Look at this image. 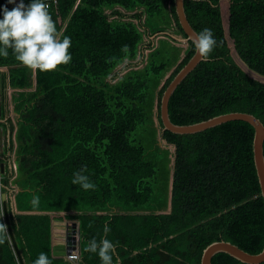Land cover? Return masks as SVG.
I'll list each match as a JSON object with an SVG mask.
<instances>
[{"label": "trees", "instance_id": "obj_1", "mask_svg": "<svg viewBox=\"0 0 264 264\" xmlns=\"http://www.w3.org/2000/svg\"><path fill=\"white\" fill-rule=\"evenodd\" d=\"M211 2L215 7L184 0L192 28L211 29L219 46L171 96L170 120L190 125L243 112L264 125V0ZM5 6L15 7L0 0V20ZM48 10L57 31L71 38L68 65L43 73L24 67L11 49L0 56V69L7 70L0 73V90L9 78L18 115L15 124L10 118L0 123V193L21 189L15 195L19 214L7 208L24 264H34L41 252L52 264H72L53 255L58 220L80 223L79 264H102L84 248L104 237L105 225L111 229L106 238L119 242L113 264L117 258L119 264H200L204 248L215 241L260 253L264 202L253 162L254 129L242 121L192 135L162 128V93L195 52L193 43L183 49L167 35L154 45L153 37L171 28L186 37L174 0H57ZM147 49L142 68L108 81L124 62L143 61ZM3 114L2 105L0 120ZM8 153L15 154L16 173L7 166ZM83 166L95 190L72 184ZM0 264H19L9 236L0 245ZM212 264L243 263L219 253Z\"/></svg>", "mask_w": 264, "mask_h": 264}, {"label": "clouds", "instance_id": "obj_2", "mask_svg": "<svg viewBox=\"0 0 264 264\" xmlns=\"http://www.w3.org/2000/svg\"><path fill=\"white\" fill-rule=\"evenodd\" d=\"M207 2L210 7H215L211 0H207ZM8 3L14 4L15 7L9 10L5 6L2 9L0 56L7 57L8 50L11 49L15 59L24 67L43 73L56 72L60 66L68 65L72 59L69 52L71 38L57 31L48 5L42 0H31L28 5H25L24 0H19V3L17 0H8ZM193 43L196 53L204 62L209 61L212 52L219 46L213 31L209 28H204L195 34ZM121 51L127 53L128 47L125 45ZM10 171L16 173L14 168L13 171ZM87 171L86 166L81 167L80 170L73 173L71 182L73 185H79L84 191L95 190L96 185L86 174ZM6 199L7 195L0 193V200ZM31 203L33 206H38L39 197L33 196ZM103 231L104 237L99 241L95 238L89 240L84 251L97 254L102 264H113V257L117 255L116 248L119 242L114 244L106 238L111 231L109 226L105 225ZM7 240V226L0 223V245L5 244ZM34 264H52V261L46 253L41 252ZM117 264H119L118 258Z\"/></svg>", "mask_w": 264, "mask_h": 264}, {"label": "water", "instance_id": "obj_3", "mask_svg": "<svg viewBox=\"0 0 264 264\" xmlns=\"http://www.w3.org/2000/svg\"><path fill=\"white\" fill-rule=\"evenodd\" d=\"M175 13L179 22V25L185 34V38L177 36L175 34L167 32H161L157 35H167L174 39L177 43L187 44L188 42L193 43L195 34L197 32L190 25L184 8V0H174ZM194 44V43H193ZM203 60L201 57L194 52L189 61L178 71L174 78L170 81L168 86L162 93L159 107V117L161 120L162 128L165 131H169L176 135H192L197 134L208 129L220 126L231 121H242L249 124L254 129V136L252 142L253 162L256 170L258 183L260 186L261 197L264 202V125L263 123L252 114L243 112H231L225 113L205 121L190 125H176L171 122L169 117L168 105L171 96L177 89V87L183 82V80L199 65ZM4 69H0L3 71ZM1 105V104H0ZM14 114V110H11ZM1 115V107H0ZM6 120H0V123H5ZM7 133V141L8 135ZM166 144L165 141H162ZM174 148V147H173ZM16 162V159H14ZM8 168L13 171V165L10 163ZM7 191H12L13 194H17L21 191L20 188H6ZM2 216L4 224L7 226V232L10 239V243L15 252L19 264H24L23 258L19 251L14 233L11 228L9 213L7 208L6 200H1ZM16 211V210H15ZM61 223V224H59ZM54 222L52 227L53 235V255L66 257L74 252L81 255V231L80 223L77 222ZM60 231V232H58ZM219 253H224L243 264H262L264 263V247L258 254H250L240 249L238 246L228 241H215L207 245L201 256L200 264H212V258Z\"/></svg>", "mask_w": 264, "mask_h": 264}, {"label": "crops", "instance_id": "obj_4", "mask_svg": "<svg viewBox=\"0 0 264 264\" xmlns=\"http://www.w3.org/2000/svg\"><path fill=\"white\" fill-rule=\"evenodd\" d=\"M0 73H6L7 74V70L4 69L3 71H0ZM0 78L2 80V77H0ZM32 82H33V86H35V77L34 76L32 77ZM4 84H5V89L3 91L0 90V104H1V107L3 105V110H4V114L3 115L5 117L4 120H7V118H10V119H12L13 123L15 124V121L18 118V115H16L15 111H14V114L11 111L12 109L14 110V106H13V103H12V95H13L15 90H13L10 87L9 78L4 80ZM7 155L9 157L13 156V158L11 157V160H8V165L7 166H9V164L11 163V164H13L14 167H16L17 164H16V162L13 161L14 159H16L15 154L14 153H12V154L8 153ZM6 195H7V199H6L7 207L9 209H11L12 213L19 214V212L16 209L15 194L11 193L10 191H7ZM60 214H63V213H60ZM71 214H73V212H71ZM59 222L65 223V222H77V221L58 220L57 223H59ZM53 224H54V222H53ZM59 224H61V223H59ZM58 232H60V231H58ZM53 240H54V238H53ZM78 256H79V259L77 261H70L68 259V256L62 257V258L64 260L72 263V264H79L81 257H80V255H78ZM58 257H60V256H58Z\"/></svg>", "mask_w": 264, "mask_h": 264}, {"label": "rangeland", "instance_id": "obj_5", "mask_svg": "<svg viewBox=\"0 0 264 264\" xmlns=\"http://www.w3.org/2000/svg\"><path fill=\"white\" fill-rule=\"evenodd\" d=\"M106 14H109V11L108 10H106ZM169 32L170 33H172V34H175V32H174V29L173 28H171V29H169ZM176 35V34H175ZM178 36V35H177ZM160 39H164V36L163 35H156V36H154L153 37V41H154V45L156 46L157 45V42L160 40ZM148 39H145L144 40V44H147L148 43ZM177 46H180L181 48H183V49H186L187 48V44H184V43H177L176 44ZM149 52H150V50H145L144 51V59H143V61L141 60V57L140 56H138L134 61H131V62H129V61H126V62H124L122 65H120V66H118L115 70H114V72H113V74H112V76L113 77H115V78H109L108 79V81L111 83V84H114V83H116L120 78H122L128 71H130L131 69H140V68H142L143 67V65L145 64V61H146V59H147V56H148V54H149ZM172 71H173V69H169L167 72H166V74H165V76H164V79H163V82L170 76V74L172 73ZM162 82V83H163ZM155 120H156V118H155ZM157 122V121H156ZM5 138V137H4ZM161 145L162 146H164V143L162 142L161 143ZM169 149H170V151H171V153H173L174 152V148L173 147H169ZM12 158H13V156H11ZM11 157H10V159L9 160H11ZM14 161V160H13ZM12 162V161H11ZM16 186H13V188H15ZM12 188V189H13ZM11 193H12V191H11ZM170 211V203H169V206H168V209H167V211H166V213H168Z\"/></svg>", "mask_w": 264, "mask_h": 264}, {"label": "built area", "instance_id": "obj_6", "mask_svg": "<svg viewBox=\"0 0 264 264\" xmlns=\"http://www.w3.org/2000/svg\"><path fill=\"white\" fill-rule=\"evenodd\" d=\"M43 2H45V4L48 5V9H50L51 7L57 6V0H44ZM3 142H4V135H3L1 128H0V155L2 154V151H3V145H4ZM1 160L2 159L0 157V179L4 173V168H5L4 162L2 163ZM13 168H14V170H16V167L13 166ZM68 259L70 261H77L79 259V256L76 252H74L73 254L68 256Z\"/></svg>", "mask_w": 264, "mask_h": 264}]
</instances>
